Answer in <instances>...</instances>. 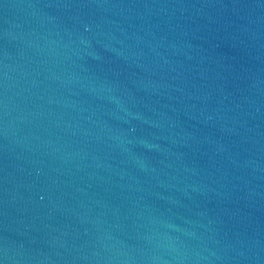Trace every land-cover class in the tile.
<instances>
[{
  "label": "water",
  "instance_id": "1",
  "mask_svg": "<svg viewBox=\"0 0 264 264\" xmlns=\"http://www.w3.org/2000/svg\"><path fill=\"white\" fill-rule=\"evenodd\" d=\"M0 264H264V0H0Z\"/></svg>",
  "mask_w": 264,
  "mask_h": 264
}]
</instances>
